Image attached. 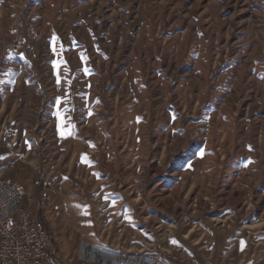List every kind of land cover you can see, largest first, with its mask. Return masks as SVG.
Instances as JSON below:
<instances>
[{"label":"rangeland","instance_id":"obj_1","mask_svg":"<svg viewBox=\"0 0 264 264\" xmlns=\"http://www.w3.org/2000/svg\"><path fill=\"white\" fill-rule=\"evenodd\" d=\"M0 125L54 264L264 256V0H0Z\"/></svg>","mask_w":264,"mask_h":264},{"label":"built area","instance_id":"obj_2","mask_svg":"<svg viewBox=\"0 0 264 264\" xmlns=\"http://www.w3.org/2000/svg\"><path fill=\"white\" fill-rule=\"evenodd\" d=\"M51 193L58 195V190L51 188ZM41 204L46 206L45 201ZM40 206L36 212L25 207L19 185L0 173V264H54L53 244L39 217ZM91 246L86 244L84 248L96 263L102 261V252L89 250ZM43 247H50V256H43ZM129 262L135 259L130 258Z\"/></svg>","mask_w":264,"mask_h":264},{"label":"crops","instance_id":"obj_3","mask_svg":"<svg viewBox=\"0 0 264 264\" xmlns=\"http://www.w3.org/2000/svg\"><path fill=\"white\" fill-rule=\"evenodd\" d=\"M6 125H0V173L4 176L5 174L8 175L10 178V167H14L18 162H15L14 159L16 156L14 155V147H17V144L13 146V144L16 142V139H13L12 141L6 140L5 133L8 132ZM15 147V148H16ZM22 165V163H20ZM37 176L34 179V189L35 194L37 195L39 199V204L44 202L47 193L51 190L50 186L43 184V176L44 173L37 172ZM6 178V177H5ZM39 180H41V183L39 184ZM21 189V188H20ZM49 190V191H48ZM22 191V190H21ZM25 191H22L23 196L25 195ZM44 199V200H43ZM67 201V207L70 214H73L76 211H84V209L81 207L78 208L77 203L74 200ZM73 224H78L80 222V218L78 217L72 219ZM197 223L194 225L196 226ZM196 230L193 228L189 229L188 232H186L183 235V239H180L176 241V253L175 255L177 257H181V263L179 261L176 262V264H253V256L258 257H264L263 255H258L257 252H249L248 249L245 251L244 248L241 246L239 247L238 244L242 243L243 240L240 239V237H235L231 240V242H234V246L232 250H234L232 253L230 252H222L220 249H218V243H222L220 240L217 239L216 236L214 237V243L212 244L211 235H205V233H197L196 236H194ZM181 238V237H180ZM90 242V241H89ZM92 243V242H91ZM94 243H92L93 245ZM95 245V244H94ZM165 251L169 252L168 249ZM251 253V254H250ZM231 254V256H230ZM251 256L250 262L248 261V256ZM176 257V258H177ZM164 258V259H163ZM162 260H164L163 264H168V259H170V254L164 253ZM166 260V261H165ZM52 261H54V253L52 254ZM256 264H264V259H260V261H257Z\"/></svg>","mask_w":264,"mask_h":264},{"label":"bare ground","instance_id":"obj_4","mask_svg":"<svg viewBox=\"0 0 264 264\" xmlns=\"http://www.w3.org/2000/svg\"><path fill=\"white\" fill-rule=\"evenodd\" d=\"M43 256H50V247H43Z\"/></svg>","mask_w":264,"mask_h":264},{"label":"trees","instance_id":"obj_5","mask_svg":"<svg viewBox=\"0 0 264 264\" xmlns=\"http://www.w3.org/2000/svg\"><path fill=\"white\" fill-rule=\"evenodd\" d=\"M38 182L40 184L41 183V180H39ZM39 217L44 222V224L46 225L45 220H44V217H43V212L41 210L39 211Z\"/></svg>","mask_w":264,"mask_h":264},{"label":"snow or ice","instance_id":"obj_6","mask_svg":"<svg viewBox=\"0 0 264 264\" xmlns=\"http://www.w3.org/2000/svg\"><path fill=\"white\" fill-rule=\"evenodd\" d=\"M59 115V114H58ZM175 243V241H173Z\"/></svg>","mask_w":264,"mask_h":264}]
</instances>
